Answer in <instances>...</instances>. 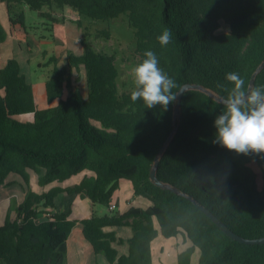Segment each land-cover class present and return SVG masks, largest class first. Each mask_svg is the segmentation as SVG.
I'll use <instances>...</instances> for the list:
<instances>
[{"label":"trees","instance_id":"obj_1","mask_svg":"<svg viewBox=\"0 0 264 264\" xmlns=\"http://www.w3.org/2000/svg\"><path fill=\"white\" fill-rule=\"evenodd\" d=\"M8 6L13 26L28 34L25 9L37 11L49 37L64 23L63 12L79 14L82 55L69 52L66 62L52 56L46 82L47 108H40L34 87L21 63L9 59L0 69V199L11 174L23 178L28 190L22 203L0 223V264H68V240L79 221L67 212H54L57 198L79 195L108 210L80 221L96 254L111 264H154L153 241L183 235L192 245L179 253L178 264H264V244L247 245L229 237L191 200L157 186L151 180L155 159L171 135L176 99L167 106L148 108L121 92L120 71L113 54L89 43L87 20L109 21L125 15L134 30L136 50L143 61L154 51L159 66L175 80L177 97L188 83H196L228 99L234 85L225 79L238 72L249 89L253 74L264 61V0H0ZM62 13V14H61ZM61 14V15H60ZM164 28L172 42L161 47ZM110 37L101 31L97 37ZM7 31L0 22L1 44ZM31 46L32 44L29 43ZM85 71L88 96L74 84V71ZM264 85V69L255 88ZM245 92V94H246ZM227 105L200 91L184 95L178 132L161 159L158 177L178 187L212 211L228 228L248 239L264 237V152L238 154L214 144V120ZM247 103L243 110H251ZM30 115L32 122L16 117ZM73 187L56 185L38 193L31 189L32 173L45 188L85 173ZM91 173V174H89ZM122 180L131 181L136 197L150 202L124 213L110 210ZM15 213V215H14ZM130 227L128 254L114 243H125L108 228Z\"/></svg>","mask_w":264,"mask_h":264},{"label":"crops","instance_id":"obj_2","mask_svg":"<svg viewBox=\"0 0 264 264\" xmlns=\"http://www.w3.org/2000/svg\"><path fill=\"white\" fill-rule=\"evenodd\" d=\"M63 14L66 17V21L64 23L54 25V39L51 40L42 38L41 40H37L35 35L29 32L27 34L20 25H12L7 4L5 2H0V22L8 34L7 40L1 44L2 53L0 69L6 66L8 58L12 59L13 53H16L18 50L24 52L27 47L30 48L32 52L34 48H36L37 53L42 55L43 59L48 58L50 60V58L54 56L52 53L55 54V56L59 58L60 66L66 62L69 52L82 55L84 52V47L81 42L82 29L76 24V21L79 19V14L72 8H66ZM44 35L46 34H42L41 37ZM29 43H31L32 46ZM3 53L6 55L5 57L3 56ZM40 65L42 66V64ZM2 92L3 90L0 91V93ZM85 174L86 172L74 176L62 184L54 183L45 188L38 186L35 191L42 193L44 191H48L51 187L56 185L73 187L83 180ZM56 203L57 208L54 212H67L69 207L72 206L71 218L79 221L68 240V264H111L105 255L95 253L93 246L85 238L80 223V221L92 217L94 212H96L97 207H95L89 199L82 198L79 195L68 196L62 194L57 198ZM112 204L117 205L116 211H119L120 213H124L132 206L142 208L150 206V202L148 200L135 196L133 184L128 180L121 181L119 190H117L113 196ZM106 231L116 232L117 237L125 241L123 244L116 242L113 245L119 251L120 255L128 254L129 245L127 241L133 236V230L130 227H116L108 228ZM191 245L192 243L183 235H179L177 238L171 239H165L160 236L152 243L153 262L154 264H178L179 253L185 251ZM198 252L200 251L196 250L193 256L192 264H197L195 262V257Z\"/></svg>","mask_w":264,"mask_h":264},{"label":"rangeland","instance_id":"obj_3","mask_svg":"<svg viewBox=\"0 0 264 264\" xmlns=\"http://www.w3.org/2000/svg\"><path fill=\"white\" fill-rule=\"evenodd\" d=\"M26 25L28 32L36 36L37 40H41V35L46 34L50 36L44 23L47 20L41 17L37 11L25 9ZM85 25L88 28L89 35L88 43L98 51H102L108 54H113L117 59V67L120 71L118 84L121 92H128L134 90V74L132 69L140 63L139 56L136 50V41L134 37V30L130 27L128 18L123 15L120 18L109 21H92L87 20ZM101 31L110 32V37L101 35L97 37ZM82 38V36H81ZM52 46V45H51ZM54 48V45H53ZM20 49V48H19ZM30 48H25L24 52L17 51L13 53V57L17 59L22 66L23 73L27 76L29 82L34 87L37 101L40 108H47L48 101L46 97V82L52 74L54 65L48 64L49 59H43L42 55L37 53V49L34 48L33 52ZM7 52V51H5ZM52 55H55L52 53ZM3 56L6 55L3 53ZM8 56V54H7ZM11 59V58H10ZM1 60V59H0ZM9 60V58H8ZM42 64V66L40 65ZM1 65V63H0ZM74 84L77 86L85 98L88 96V87L86 82L85 71H74ZM0 91H2L0 89ZM4 94V91L2 92ZM17 120L22 122H32L30 115H23L16 117ZM9 182H15L10 186L1 188V200H0V222L3 223L5 216L9 210H14L26 196L28 187L23 181V178L17 174H11L9 176ZM38 175L32 173L31 189L35 191L38 188ZM42 191V190H41ZM97 207L96 214H103L108 210L106 207L100 204H95ZM15 215V213H14ZM200 252L195 257V262L198 264Z\"/></svg>","mask_w":264,"mask_h":264},{"label":"clouds","instance_id":"obj_4","mask_svg":"<svg viewBox=\"0 0 264 264\" xmlns=\"http://www.w3.org/2000/svg\"><path fill=\"white\" fill-rule=\"evenodd\" d=\"M156 39L161 47L168 46L172 42L171 30L164 28ZM144 57L132 69L135 87L131 100H142L148 108L167 106L176 99L171 90L177 84L159 66L160 61L154 51L146 50ZM225 79L234 87L227 99L226 111L214 120L217 131L213 143L238 154L264 152V85L251 89L246 97L245 80L240 73L228 72ZM246 100L253 106L251 110H243Z\"/></svg>","mask_w":264,"mask_h":264},{"label":"water","instance_id":"obj_5","mask_svg":"<svg viewBox=\"0 0 264 264\" xmlns=\"http://www.w3.org/2000/svg\"><path fill=\"white\" fill-rule=\"evenodd\" d=\"M263 69H264V61L258 67L256 72L253 74L249 89L246 92V97H247V95H250L251 89L255 88L256 78H257L258 74ZM189 91L203 92V93L207 94L208 96L212 97L213 99H215L217 102L224 104V105H227V98H225V97L221 96L219 93L205 87L204 85L196 84V83L185 84L180 89V91L177 93V97H176V107H175V113H174L175 127H174L171 135L166 140L164 146L162 147V149L158 153L156 159H155V163H154L152 171H151V180L157 186H159L163 189L171 190L174 193L181 195V196H184V197L188 198L189 200H191L200 210H202L206 215H208L229 237L239 241L240 243L247 244V245L264 244V237L258 238V239H248V238H244V237L238 235L233 230L228 228L212 211H210L204 205L199 203L195 198H193L189 194L183 192L178 187H175V186L171 185L170 183H167V182L160 180V178L158 177V170H159V165H160L161 159L164 156V154L166 153V151L168 150V148H169L173 138L175 137L176 133L178 132L179 126L177 124V121L181 119L182 101H183L184 95ZM246 103H247V100L245 101V104Z\"/></svg>","mask_w":264,"mask_h":264},{"label":"built area","instance_id":"obj_6","mask_svg":"<svg viewBox=\"0 0 264 264\" xmlns=\"http://www.w3.org/2000/svg\"><path fill=\"white\" fill-rule=\"evenodd\" d=\"M110 210H117V205L116 204H112L111 206H110Z\"/></svg>","mask_w":264,"mask_h":264}]
</instances>
